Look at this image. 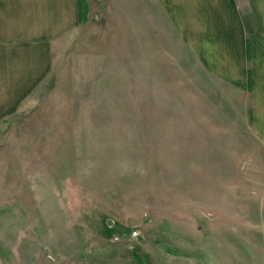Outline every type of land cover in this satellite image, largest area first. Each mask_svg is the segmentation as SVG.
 Listing matches in <instances>:
<instances>
[{
    "label": "rangeland",
    "instance_id": "rangeland-1",
    "mask_svg": "<svg viewBox=\"0 0 264 264\" xmlns=\"http://www.w3.org/2000/svg\"><path fill=\"white\" fill-rule=\"evenodd\" d=\"M155 42L96 17L61 41L50 80L4 122L0 264H209L198 252L212 250L227 264L229 225L244 220L230 189L245 169L219 124L203 130L202 109L196 132L195 96L178 94V38L166 57ZM164 65L166 96L153 84Z\"/></svg>",
    "mask_w": 264,
    "mask_h": 264
},
{
    "label": "crops",
    "instance_id": "crops-1",
    "mask_svg": "<svg viewBox=\"0 0 264 264\" xmlns=\"http://www.w3.org/2000/svg\"><path fill=\"white\" fill-rule=\"evenodd\" d=\"M88 4L87 21L81 23L80 0H0V129L50 80L61 41L96 17L114 21L121 36L162 38L163 44L155 42V52L162 50L165 57L171 38H178V94L195 96L196 132L202 109L203 130L219 124L214 131L227 133L224 147L231 158L238 150V163L245 169L230 189L234 213L244 212V220L229 225L227 264H264V0ZM153 84L167 95L165 65L164 75ZM198 255L219 264L214 250Z\"/></svg>",
    "mask_w": 264,
    "mask_h": 264
},
{
    "label": "trees",
    "instance_id": "trees-1",
    "mask_svg": "<svg viewBox=\"0 0 264 264\" xmlns=\"http://www.w3.org/2000/svg\"><path fill=\"white\" fill-rule=\"evenodd\" d=\"M88 13H89L88 0H80V20H81V23H84L87 21Z\"/></svg>",
    "mask_w": 264,
    "mask_h": 264
},
{
    "label": "built area",
    "instance_id": "built-area-1",
    "mask_svg": "<svg viewBox=\"0 0 264 264\" xmlns=\"http://www.w3.org/2000/svg\"><path fill=\"white\" fill-rule=\"evenodd\" d=\"M129 237H136L138 235V231L137 230H134V231H131L130 234H128ZM121 236L120 235H117L115 238L116 239H119Z\"/></svg>",
    "mask_w": 264,
    "mask_h": 264
}]
</instances>
